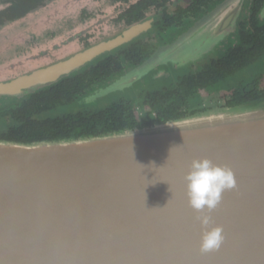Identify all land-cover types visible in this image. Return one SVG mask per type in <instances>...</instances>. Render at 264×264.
<instances>
[{"label":"water","instance_id":"obj_1","mask_svg":"<svg viewBox=\"0 0 264 264\" xmlns=\"http://www.w3.org/2000/svg\"><path fill=\"white\" fill-rule=\"evenodd\" d=\"M246 1L222 3L73 107L125 97L158 66L163 68L147 83L176 65L189 68L211 56ZM155 23L151 17L64 60L0 82V97L21 98L58 83ZM205 157L230 167L237 181L209 214L211 227H222L225 236L210 253L200 250L204 228L200 213L189 206L184 181L191 161ZM0 264H264V102L100 136L0 140Z\"/></svg>","mask_w":264,"mask_h":264},{"label":"trees","instance_id":"obj_2","mask_svg":"<svg viewBox=\"0 0 264 264\" xmlns=\"http://www.w3.org/2000/svg\"><path fill=\"white\" fill-rule=\"evenodd\" d=\"M175 1L111 0L114 5L120 6L119 15L115 20L117 24H124L129 28L153 15H161L162 20H158L154 25V29L158 30L181 24L186 10L178 5L175 14L169 12ZM201 1L203 0H195L190 9L197 13ZM0 3L6 5V8L0 11L1 28L6 23L21 20L44 8L47 0H0ZM252 5L251 27L241 34L240 43L222 60L214 62L203 72L184 76L173 87L151 88L140 92L141 107L153 115V119L148 123H142L139 113L134 109V103L128 102L127 96L104 102L108 104L104 109L73 107L61 116L41 118L45 113L73 106L80 98L91 94L97 84L120 73L124 63L135 67L142 65L156 50L152 52L154 46L151 43H143L138 39L86 66L80 72L27 95L15 108L6 110L5 114L17 124L0 130V140L34 143L78 139L133 130L143 125L166 123L200 113L196 108L204 92L264 58V22L259 17L264 0H254ZM86 45V48L92 46ZM223 96L225 100L230 98L226 102V108L263 103L264 75L255 77L248 87L231 88L229 92L223 93Z\"/></svg>","mask_w":264,"mask_h":264},{"label":"rangeland","instance_id":"obj_3","mask_svg":"<svg viewBox=\"0 0 264 264\" xmlns=\"http://www.w3.org/2000/svg\"><path fill=\"white\" fill-rule=\"evenodd\" d=\"M119 7L111 0H47L44 8L21 20L6 23L0 28V82L10 81L64 60L86 49V44L96 45L117 36L126 29L124 24L115 22L120 12ZM4 8L6 5L0 3V11ZM181 30L170 29L163 34L156 28L143 40L153 44L166 43ZM236 32L233 34L236 35ZM159 68L163 67L158 66L155 70L159 71ZM261 72H264V65L259 64L236 77L235 82L249 76L252 78ZM233 82L229 81V84ZM2 100L0 97V103ZM139 101L135 92L128 97V102L134 103V109L139 113L142 123L146 124L153 119V115L142 108ZM20 103L21 101L4 100L0 108L1 111L9 110ZM197 107L196 109L206 113L227 109L221 93L212 89L202 94ZM70 109L71 107L59 108L43 114L41 118L61 116ZM2 115L1 112L0 130L17 124L10 117Z\"/></svg>","mask_w":264,"mask_h":264},{"label":"flooded vegetation","instance_id":"obj_4","mask_svg":"<svg viewBox=\"0 0 264 264\" xmlns=\"http://www.w3.org/2000/svg\"><path fill=\"white\" fill-rule=\"evenodd\" d=\"M194 1L195 0H191V2H187L186 0H176L175 3H174V5L173 6H170L169 12H171L172 14H175V12L178 9V5H180L183 10H186L185 11V15H184V17H183L182 22H181L180 25L171 26V27L165 28V30H159V32L164 34V32L169 31L170 29H172V30L173 29H182V30L179 31V32H177L166 43L165 42H163V43L158 42L157 44L151 43L154 46V49H153L152 52H154L155 50H157L159 47H161L164 44H168V43L175 42L179 37H181L183 34H185L191 28H193L198 21H200L202 18H204L205 16H207L208 14H210L219 5H221L222 3H224V2H226L228 0H221V1H219V0H209V1L203 0V1L200 2V4H198V8H197L198 9L197 10L198 11L197 12L198 14L196 12H194L193 10L190 9V6L194 3ZM253 1L254 0H247L244 3V6L242 8L241 13L238 16V19H237L236 24L226 32L223 40L221 41L220 44H218L217 47H215V49L212 52L211 56H207V57L203 58L201 61H199V63H197L196 65H193V66H191L189 68H179L178 66L172 67L169 70H167L166 74L163 75L162 78L156 79V80H154V82L147 83V81L151 79V76L157 75L159 73L158 69L157 70H154L151 73V75H149L145 80H143V81L140 82V84H139L140 86L138 85V86H136L134 88V92H135L136 95H138V99L139 100L141 99L140 92L142 90L143 91L144 90H148L149 87H150L149 89L151 90V87H153V86H157V89L173 87L178 82H180L181 78H183L184 76H188V75H192V74H196V73L203 72V70H205V68L211 66L214 62H219L220 60H222L233 48H235L236 45H238L240 43L241 34L245 30H247V29H249L251 27V21L250 20L252 18V10H253L252 3H253ZM191 8L193 9V7H191ZM262 9L263 8H261V11H262ZM261 11H260L259 17H260V20L264 22V19H262V17H261ZM152 17H155L156 18V22L158 20H160V19L162 20V16L161 15H160V17H159V15H153ZM155 25H156V23H155ZM155 30L156 29H154V27H153V29L150 32L142 35L138 39H140V41H142L143 43H149V42L144 41L143 39L146 36L151 35L152 32H154ZM235 32H236V35L233 34ZM138 39H136V40H138ZM115 51H113V52H115ZM113 52L107 53V54H105V55L97 58L95 61H93L92 63H90L88 65H92L93 63H95L99 59H101L102 57H104V56H106L108 54H111ZM259 64L264 65V58H262L259 62L255 63L254 65H250L245 70L237 73L236 75H232V76H229V77L225 78L224 80H222L221 82H219L215 86L209 88V90L210 89H212V90H218V92L221 93V95H222V99L224 100V106H225L226 105V102L229 101L230 98H228L227 100H225V97L223 96V93L229 92L230 89L231 88H234V87H248V86H250L252 84L253 79L255 77L264 75V72H261L259 74H256L252 78L249 76L247 78L245 77V78H242L241 80H238L237 82H235L236 77H239L245 71H249L250 69L255 68ZM133 68H135V66H132V65L127 64V63H124L123 70L120 73L115 74V76L113 78L108 79L107 81H103L102 83L97 84L95 86V88L92 90V92L95 91V90H97V89H99V88H101V87H103V86L109 85L110 83H112L113 81H115L119 77L123 76L125 73L129 72ZM67 77H69V76H67ZM229 81H231V82L234 81V82L232 84H229ZM51 85H53V84H51ZM51 85H48V86H51ZM48 86H46V87H48ZM42 88H45V87H42ZM42 88H40V89H42ZM134 92L129 93L127 95L126 99L128 100V97L130 95H133ZM26 96L21 97V98H16V99L1 97L3 100H2V103H0V105L3 104L4 100L22 101ZM78 101H76V102H78ZM106 105H108V104H103L102 103L101 105L96 106V107L82 106V107H79V108L89 107V108H92V109H94V108H96V109H104L106 107ZM71 108H73V106H71ZM76 109H78V108H76ZM1 112L3 114L2 116L10 117L9 115H6L5 114L6 110H2L1 111V108H0V115H1Z\"/></svg>","mask_w":264,"mask_h":264},{"label":"clouds","instance_id":"obj_5","mask_svg":"<svg viewBox=\"0 0 264 264\" xmlns=\"http://www.w3.org/2000/svg\"><path fill=\"white\" fill-rule=\"evenodd\" d=\"M184 181L189 206L200 213L197 219L204 228L200 250L202 253L218 251L225 240L224 230L211 227L213 221L209 214L222 202L226 191L237 187L235 173L227 165L216 164L206 157L198 158L191 161Z\"/></svg>","mask_w":264,"mask_h":264},{"label":"bare ground","instance_id":"obj_6","mask_svg":"<svg viewBox=\"0 0 264 264\" xmlns=\"http://www.w3.org/2000/svg\"><path fill=\"white\" fill-rule=\"evenodd\" d=\"M233 9H234V5H230L228 12L231 10V14H232ZM231 14H230V15H231ZM221 19H224V18L221 17ZM159 70H160V68H159Z\"/></svg>","mask_w":264,"mask_h":264}]
</instances>
